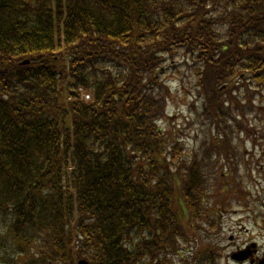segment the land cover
<instances>
[{
  "label": "trees",
  "instance_id": "trees-1",
  "mask_svg": "<svg viewBox=\"0 0 264 264\" xmlns=\"http://www.w3.org/2000/svg\"><path fill=\"white\" fill-rule=\"evenodd\" d=\"M177 66L202 99L192 117L226 137L264 92V0H0V264L213 262L181 246L219 225L204 158L223 152L203 137L169 171Z\"/></svg>",
  "mask_w": 264,
  "mask_h": 264
},
{
  "label": "rangeland",
  "instance_id": "rangeland-1",
  "mask_svg": "<svg viewBox=\"0 0 264 264\" xmlns=\"http://www.w3.org/2000/svg\"><path fill=\"white\" fill-rule=\"evenodd\" d=\"M190 74L183 66L172 68L167 74L171 79L167 83L171 93L166 103L165 118L160 126L170 140L178 139V144L184 150L182 158L177 156L173 161L170 156L169 162L172 164L169 171L180 169L182 176V164L188 165L195 153L202 156L201 139L210 138L215 142V150L222 151L223 154L215 153L211 158L204 159L211 161L207 164V185L212 186V193H216L210 198L207 192L204 194L205 204L210 207L206 208V214L207 210L210 215L217 211L221 224L209 232L192 227L187 232L188 238L193 239L181 248L185 249L183 246L186 245L191 249L209 247L213 257L211 264H241L229 257L235 247L253 241L258 248L264 249V92L256 88V95L249 93L254 100L246 114L237 115L236 110L231 113L234 119L229 118L225 122L233 131L225 137L221 129L211 127L209 130L202 116L198 119L192 117L190 109L193 103H199V96L196 94V80ZM242 92L238 90L231 94L234 104L239 107L245 101L236 95ZM199 100L202 101L201 96ZM225 106L230 110L233 108L231 101ZM239 125L242 130H237ZM229 152L237 157V161L234 156L230 160L226 157L225 154ZM222 201L229 205L222 204ZM174 264L183 263L178 261Z\"/></svg>",
  "mask_w": 264,
  "mask_h": 264
},
{
  "label": "flooded vegetation",
  "instance_id": "flooded-vegetation-1",
  "mask_svg": "<svg viewBox=\"0 0 264 264\" xmlns=\"http://www.w3.org/2000/svg\"><path fill=\"white\" fill-rule=\"evenodd\" d=\"M236 251H241L243 254L247 255V259L243 261V264H264V249L258 248L257 244L254 242L244 243L239 247H235Z\"/></svg>",
  "mask_w": 264,
  "mask_h": 264
},
{
  "label": "water",
  "instance_id": "water-1",
  "mask_svg": "<svg viewBox=\"0 0 264 264\" xmlns=\"http://www.w3.org/2000/svg\"><path fill=\"white\" fill-rule=\"evenodd\" d=\"M27 63V61H25V62H22V64H26ZM239 259V258H238ZM78 264H89L86 260H84V259H81V260H79L78 261Z\"/></svg>",
  "mask_w": 264,
  "mask_h": 264
}]
</instances>
